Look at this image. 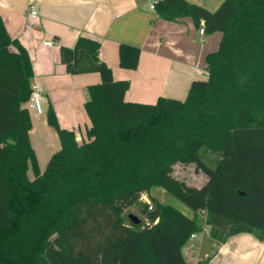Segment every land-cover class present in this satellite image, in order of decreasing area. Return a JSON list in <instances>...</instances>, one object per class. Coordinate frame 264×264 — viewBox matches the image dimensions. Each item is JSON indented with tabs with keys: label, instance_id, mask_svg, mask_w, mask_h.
<instances>
[{
	"label": "trees",
	"instance_id": "16d2710c",
	"mask_svg": "<svg viewBox=\"0 0 264 264\" xmlns=\"http://www.w3.org/2000/svg\"><path fill=\"white\" fill-rule=\"evenodd\" d=\"M155 12L222 34L206 56L207 79L192 82L182 101L128 102L130 83L114 79L98 41L61 46L68 74L98 73L101 83L87 90L81 143L50 107L61 147L42 172L29 136L32 62L0 16V264H187L183 249L202 224L220 243L241 233L264 241V0H224L215 12L158 0ZM140 52L120 44V66L135 70ZM177 164L193 165L206 182L175 178ZM155 187L194 217L160 202ZM143 196L152 209L140 203L144 221L134 224L125 213Z\"/></svg>",
	"mask_w": 264,
	"mask_h": 264
},
{
	"label": "crops",
	"instance_id": "0c3cea01",
	"mask_svg": "<svg viewBox=\"0 0 264 264\" xmlns=\"http://www.w3.org/2000/svg\"><path fill=\"white\" fill-rule=\"evenodd\" d=\"M186 1L210 12L224 2ZM31 4L37 7L39 17L34 19L36 26L29 29L25 27L26 10ZM0 16L10 37L27 50L34 73L31 85L42 96L43 113L29 110L30 143L41 172L61 147L56 130L47 121L50 107L59 126L73 131L81 143L90 126L85 109L87 90L101 83L98 73L68 74L60 60L61 46L74 47L81 37L98 41L100 58L114 79L130 83L125 100L153 104L160 97L185 100L192 82L206 80V56L219 48L222 37L220 32L201 34L204 23L197 26L189 17L161 19L150 0H0ZM46 41L54 45L46 47ZM120 44L140 48L135 70L120 66ZM24 106L27 108V103ZM28 177L34 178L31 167ZM139 203L144 202L140 199ZM197 240H190L183 249L187 264L207 258L209 264H264V241L255 234L241 233L225 243L209 242L204 253L191 255L188 250H193L192 245L198 248ZM121 264L133 263L124 258Z\"/></svg>",
	"mask_w": 264,
	"mask_h": 264
},
{
	"label": "rangeland",
	"instance_id": "374dc122",
	"mask_svg": "<svg viewBox=\"0 0 264 264\" xmlns=\"http://www.w3.org/2000/svg\"><path fill=\"white\" fill-rule=\"evenodd\" d=\"M173 176L179 180H183L187 185L194 186V187L202 186L207 180L206 176L203 173L195 171V167L193 165H182V164L175 165L173 169ZM151 191H152L153 196L158 198V200L161 201L162 203L175 207L176 209H178L180 212H182L184 215L188 217H191V218L194 217V212L191 208H189L183 202L178 200L176 197L167 193L164 189L160 187H155ZM141 207H142V204L140 203L135 204L134 206L130 207L126 211L125 213L126 216L133 214L139 217L140 219H143L142 215L140 214ZM202 226H203V231H202L203 235L201 236L200 239L197 240V242H199L198 248L193 249V250H188V252L191 255L196 256V254L198 253L199 254L201 252L204 253V248L206 249L208 243L215 241L211 239L210 236L208 235L209 227L206 226L205 224H202ZM202 247L203 249H201Z\"/></svg>",
	"mask_w": 264,
	"mask_h": 264
},
{
	"label": "built area",
	"instance_id": "2783aa9c",
	"mask_svg": "<svg viewBox=\"0 0 264 264\" xmlns=\"http://www.w3.org/2000/svg\"><path fill=\"white\" fill-rule=\"evenodd\" d=\"M158 2V0H150V4H151V8L155 9V4ZM39 17V13L37 10V7L33 4H31L27 10H26V23H25V27L26 28H34L36 26V23L34 21V19H37ZM200 33L203 34L204 33V26L200 29ZM44 45L46 47H52L54 45V42L52 41H46L44 42ZM32 95H31V99L29 102V109L34 111L36 114H42L43 113V108H42V96L41 93L36 89L35 86H32ZM143 200L144 203L149 205V209H152V204L150 203V201L146 198V196H143L141 198ZM203 235L202 233H194L191 235L190 240H195V239H199L200 236ZM192 249H197L196 246L192 245Z\"/></svg>",
	"mask_w": 264,
	"mask_h": 264
},
{
	"label": "water",
	"instance_id": "95a60500",
	"mask_svg": "<svg viewBox=\"0 0 264 264\" xmlns=\"http://www.w3.org/2000/svg\"><path fill=\"white\" fill-rule=\"evenodd\" d=\"M128 218L134 223V224H140L141 219L133 214L128 215Z\"/></svg>",
	"mask_w": 264,
	"mask_h": 264
}]
</instances>
